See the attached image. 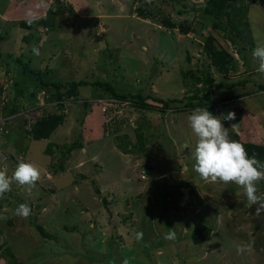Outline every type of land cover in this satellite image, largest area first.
Instances as JSON below:
<instances>
[{
  "label": "rangeland",
  "instance_id": "rangeland-1",
  "mask_svg": "<svg viewBox=\"0 0 264 264\" xmlns=\"http://www.w3.org/2000/svg\"><path fill=\"white\" fill-rule=\"evenodd\" d=\"M248 2L256 47L264 43V0ZM203 3L0 0V82L5 84L6 105L20 109L7 117L0 105V171L10 177L20 162H29L41 173L30 194L14 182L12 191L0 198V243L7 240L19 264H264V212L256 217L257 206L248 208L244 190L237 185L204 181L194 171L196 136L188 122L192 111H140L127 104L104 117L96 106L80 123L82 105L73 101L66 104L64 122L49 138L30 139L24 132L23 119L53 109L41 97V88L50 90L51 81L101 80L111 82L120 93L150 90L162 98L186 101L193 82L182 72L207 69L214 84L243 81L230 90L216 88L214 98L230 91L249 93L219 103L215 116L242 111L241 118L229 125H236L232 129L242 139L264 144V90L258 88L264 84V73L256 71L258 62L248 47L244 55L253 71L225 33L192 9ZM140 6L154 9L155 18L140 17ZM165 16L174 21L175 29L160 24ZM27 18L34 21L32 27L20 26ZM181 24L190 30L181 31ZM206 33L213 35L216 47L232 54L234 65L228 71L212 63L204 45ZM99 93L90 85L80 87L85 98ZM122 118L129 123L116 134L103 129L117 126ZM138 122L144 125L145 151L121 152L115 136L126 134L132 145ZM78 134L84 147L71 151L64 170L59 169L61 145ZM49 142L59 144L52 155L44 153ZM257 188L264 196V181ZM21 203L31 208L26 219L15 215ZM199 221L211 233L194 244L191 233ZM36 225L50 237H42ZM169 229L175 231V240L164 239ZM137 233L143 234L141 240ZM247 243L253 245L251 252L238 254L237 245ZM2 255L0 246V264H10Z\"/></svg>",
  "mask_w": 264,
  "mask_h": 264
},
{
  "label": "trees",
  "instance_id": "trees-1",
  "mask_svg": "<svg viewBox=\"0 0 264 264\" xmlns=\"http://www.w3.org/2000/svg\"><path fill=\"white\" fill-rule=\"evenodd\" d=\"M253 1L256 2L257 0H204V3L201 6H197L192 8L193 10L199 12L202 16L206 17L211 20V26L213 29H218L225 33L227 39L236 47V53L240 54L245 62V66L248 70H252V67L246 57L244 55L246 47H248V52L252 53L253 49L255 48V41L252 35V30L250 27L249 20L247 18L248 10H249V2ZM62 3H59V5ZM186 7V5H184ZM146 7L140 6L138 7L137 13L140 17L143 18H155V11L154 9H145ZM61 11V7L59 6L58 9ZM180 13H183V10H179ZM29 20L31 23L29 24ZM41 24H44L40 19H38ZM165 29H175L177 27L173 20L169 19L168 17H163L161 20ZM34 21L31 18L22 19L19 23L20 26L25 28L32 27ZM180 30L183 32H187L190 30L188 25L183 26L182 24L179 25ZM214 37L210 33L205 34V47L207 48V52L211 57L212 63L217 67L220 71H228L230 68L233 67V56L229 53L226 49L216 47L213 44ZM28 66V65H27ZM27 70L32 71L29 67ZM253 71V70H252ZM196 72V73H195ZM161 73V72H160ZM158 74L157 72L150 76V80L148 82V86L152 87L154 82V77ZM182 75L185 78H191L193 82L191 90V95H187L184 97L186 101L181 100L178 97H169V98H162L156 96L150 90H142L136 93H120L116 90L111 82L101 81V80H88V79H79V80H69V81H51L47 86H50V90H46V87H42V98L43 101H47L46 104H51L52 108L49 111H45L44 113H40L34 119L25 118L22 122L25 125L24 132L25 136L30 139H47L50 137L52 132L64 122L66 117V104L70 102H77L78 105H82L81 110V117L80 123L85 121V118L91 114L92 107L98 106V112L100 116L102 114L104 117H108L110 112L106 114L103 113L102 105L103 100L101 98L105 97H116L119 98L121 102H125V105H129L132 108H137L140 111L144 109L149 110H157L160 112H165L169 110L178 111H192L197 107L207 109L213 114H216V108L219 103H226L231 102L232 100H236L239 97L247 95V91H241L238 93H234L233 91L226 92V95H222L219 98H214L215 89H220L222 87L234 88L237 86L238 83L243 84L242 82H219L214 84V79L211 73L207 69H203L200 71L196 70H188L187 72H182ZM181 75V76H182ZM182 77V78H183ZM5 84L0 82V105L3 106L4 116H11L19 113V108L17 105H6V98L4 95ZM41 85H46L45 83L41 82ZM90 85L95 88L101 90V93L97 94L94 97L85 98L80 96V87ZM259 90H264V84H260L258 86ZM148 89V88H147ZM6 105V106H5ZM120 106H123L120 104ZM120 107H118L119 109ZM2 109V108H1ZM40 109V108H39ZM34 110V108L32 109ZM242 111L239 110V113L235 114V120L241 118ZM114 117V116H113ZM104 120L103 117H101ZM4 120V119H3ZM7 122V120H4ZM103 122V121H102ZM105 123V120H104ZM125 123L128 125V121L126 119L119 120V124L116 125H106L103 129L111 134H116L119 132L121 125ZM225 127L229 129L230 138L242 143L249 156L255 155V157L264 162V144L255 142V141H247L239 137L237 132H235L231 125H229V121H223ZM103 124V123H102ZM4 126V125H3ZM2 127H0L1 129ZM6 127H4L5 129ZM135 130V137L136 142L132 145L129 144L128 140H126L127 135H116L115 136V144L121 152L129 154V153H136V152H143L145 151V133H144V125L142 123H137L134 127ZM79 137L76 138L71 143H65L61 145V149L59 150V169L64 170V161L66 160L67 156H69L70 152L75 149H82L84 147V140L81 134H78ZM102 135L104 132L102 130ZM59 146L58 143L49 142L45 149L44 153L52 155L53 147ZM150 170V168H148ZM85 176V175H80ZM51 191H53L51 189ZM95 191L97 194L100 193V190L97 186H95ZM104 203H107L106 198L102 197ZM11 223V221H9ZM36 229L42 237H50V234L45 231L43 226L36 225ZM211 233V228L206 225L204 222L199 221L194 226V229L191 233V240L194 244H200L207 240ZM2 246V256L8 259L10 264H19V261L14 254L10 245H8L7 240L4 238L0 243Z\"/></svg>",
  "mask_w": 264,
  "mask_h": 264
},
{
  "label": "clouds",
  "instance_id": "clouds-1",
  "mask_svg": "<svg viewBox=\"0 0 264 264\" xmlns=\"http://www.w3.org/2000/svg\"><path fill=\"white\" fill-rule=\"evenodd\" d=\"M151 2L152 0H146V3ZM28 22L30 24L31 20ZM32 51L35 55H39V49L35 46ZM252 57L258 62L256 71L264 73V43L257 44L252 51ZM234 119V112L217 117L207 107H197L192 110L188 122L196 136L192 152L195 161L193 168L204 181L232 183L242 188L247 198L248 208L256 205L255 216L259 217L264 212V196L257 194V185L264 181V162L259 161L255 155L250 157L242 143L230 138V128L225 127L222 120L232 121ZM234 126L236 125L233 124L231 127ZM40 177L39 168L29 162H20L10 177L6 172L0 171V198L12 191L14 182L25 186L30 194ZM15 215L24 219L28 218L31 215L30 206L26 203L19 204ZM142 238V233L136 234L137 240ZM175 238L176 233L173 229H169L164 235V239L168 241L175 240ZM252 248L251 243L241 244L237 245L236 251L238 254H244L251 252Z\"/></svg>",
  "mask_w": 264,
  "mask_h": 264
},
{
  "label": "built area",
  "instance_id": "built-area-1",
  "mask_svg": "<svg viewBox=\"0 0 264 264\" xmlns=\"http://www.w3.org/2000/svg\"><path fill=\"white\" fill-rule=\"evenodd\" d=\"M100 100H103L102 105V111L104 114L110 111H115L120 107V104H126L125 102H121L120 99H117L115 97H109V98H101Z\"/></svg>",
  "mask_w": 264,
  "mask_h": 264
}]
</instances>
